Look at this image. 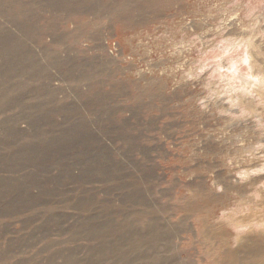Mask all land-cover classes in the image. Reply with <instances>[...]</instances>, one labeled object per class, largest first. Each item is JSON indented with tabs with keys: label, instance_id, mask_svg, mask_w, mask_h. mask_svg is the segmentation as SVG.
I'll use <instances>...</instances> for the list:
<instances>
[{
	"label": "rangeland",
	"instance_id": "374dc122",
	"mask_svg": "<svg viewBox=\"0 0 264 264\" xmlns=\"http://www.w3.org/2000/svg\"><path fill=\"white\" fill-rule=\"evenodd\" d=\"M2 2L0 264H264V0Z\"/></svg>",
	"mask_w": 264,
	"mask_h": 264
},
{
	"label": "bare ground",
	"instance_id": "6f19581e",
	"mask_svg": "<svg viewBox=\"0 0 264 264\" xmlns=\"http://www.w3.org/2000/svg\"><path fill=\"white\" fill-rule=\"evenodd\" d=\"M257 1V0H256ZM258 1H260L258 4H261V2H263V0H258ZM11 3H14V1H10ZM0 5H3V2L2 3H0ZM9 10H10V7H9V5L8 4H6L5 6H4V8H2V11L0 12V14H2V15H5V14H3V12L5 11L6 12V15H10V14H12V13H10L9 12ZM5 15V16H6ZM0 21H1V19H0ZM29 21V20H28ZM32 21V20H31ZM2 22V21H1ZM23 22V21H22ZM21 21H20V23H21V25L22 26H25L26 24L25 23H22ZM3 23H5V22H3ZM29 23V22H28ZM12 28V27H11ZM236 28V27H235ZM24 31H28L29 29H23ZM6 31V30H5ZM11 32H12V34L13 35H15V38H16V41L17 42H19L20 44H22V46H23V48L27 51V53H28V55H29V60L31 61V62H26V63H24V64H16L17 66H15V65H8V63H6V60H7V57H6V54H5V52H2L3 54H1L0 55V57H1V59H0V68H2L4 65L6 66V67H8L9 69V71H11V73H15V75H17V76H20V78L18 79L17 78V76L16 77H14L13 75H11V76H9L7 79H5V80H8V81H12V80H14V79H16V81L18 82V83H20L21 81H23L22 80V77H30V79L31 78H33L32 77V75H34V74H36V73H38L37 71H35V69H38V70H40L41 71V68L43 67H45V65H44V63L42 62V61H40V60H38V56L36 55V53L32 50V48L29 46V44H28V39H30V38H28V37H26L25 35H27V36H32V38H35V36L34 35H30V34H20L19 32H18V35H16V34H14L13 32H14V30H11ZM16 32V31H15ZM47 47H49V46H47ZM7 50H4V51H6V52H8L9 54H11V50H10V48H6ZM47 49V48H46ZM45 50V49H44ZM51 55V54H50ZM34 56H36L35 58H34ZM45 57V56H44ZM39 58H41V57H39ZM245 59V58H244ZM55 60V59H54ZM110 60V59H109ZM45 61V60H44ZM52 61V60H51ZM63 67V66H62ZM41 73V72H40ZM48 73V72H47ZM39 74V73H38ZM23 83L24 84H26V85H28L26 82H24L23 81ZM29 83H31V82H29ZM31 85H32V83H31ZM32 89V87L31 86H29V91ZM34 91V90H33ZM61 91V90H60ZM63 92V91H62ZM39 94V93H38ZM44 94V93H43ZM50 98H51V96H50ZM22 99H23V97H22ZM33 102V101H32ZM45 103V102H44ZM44 106V105H43ZM35 107V106H34ZM41 107V104H39V108ZM30 109V108H29ZM42 109V108H41ZM45 109H47V108H45ZM44 110V109H43ZM58 110V109H57ZM55 113V112H54ZM41 115V114H40ZM44 115V114H43ZM38 123V122H37ZM40 123V122H39ZM22 128V127H21ZM10 132H13V131H10ZM13 134V133H12ZM9 140V139H8ZM24 148V147H23ZM29 148V147H28ZM148 177V176H147ZM130 178V177H129ZM3 186V185H2ZM3 195V194H2ZM254 207V206H253ZM102 211V210H101ZM125 211V210H124ZM42 212V211H41ZM8 213V212H7ZM6 213V214H7ZM35 214V213H34ZM7 216V215H6ZM31 216V215H30ZM60 216V215H59ZM5 217V216H4ZM57 219V218H56ZM33 222V221H32ZM263 222V221H262ZM262 222H261V224H262ZM245 223V222H244ZM258 223V222H257ZM256 224V223H255ZM259 224V223H258ZM239 226H242V225H240L239 224ZM247 226V225H246ZM261 226V225H260ZM245 227V226H244ZM252 228V227H251ZM46 230V229H45ZM126 234V233H125ZM127 237V236H126ZM106 238V237H105ZM133 238V237H132ZM109 238H107V240H108ZM110 240V239H109ZM137 240V239H136ZM145 240V239H144ZM156 240V239H155ZM142 241H143V239H142ZM133 242H135V241H133ZM137 242V241H136ZM141 242V241H140ZM150 242V241H149ZM151 242H153V241H151ZM150 242V243H151ZM134 244V243H133ZM137 244V243H136ZM149 244V243H148ZM153 245V244H152ZM145 246V245H144ZM139 247V246H138ZM146 247H147V245H146ZM153 247V246H152ZM102 248V247H101ZM130 248V247H129ZM104 249V248H103ZM98 250V249H97ZM100 250V249H99ZM122 250V249H121ZM135 250V249H134ZM148 250H150V249H148ZM147 250V248H146V251H148ZM260 250V249H259ZM4 251V250H3ZM130 251V250H129ZM261 251V250H260ZM123 252V251H122ZM121 253V252H120ZM124 253H125V251H124ZM123 253V254H124ZM260 253V252H259ZM262 253V252H261ZM133 254V253H132ZM131 254V255H132ZM146 252H145V254H144V260H145V264H147V262H148V260H149V255H147L146 256ZM256 255H257V253H256ZM253 256H255V254L253 255ZM136 257V256H135ZM126 258H128V257H126ZM139 259H142V258H139ZM152 259V258H151ZM53 260V259H52ZM165 263V262H164ZM52 264V263H51ZM259 264V263H258Z\"/></svg>",
	"mask_w": 264,
	"mask_h": 264
},
{
	"label": "built area",
	"instance_id": "2783aa9c",
	"mask_svg": "<svg viewBox=\"0 0 264 264\" xmlns=\"http://www.w3.org/2000/svg\"><path fill=\"white\" fill-rule=\"evenodd\" d=\"M30 44V43H29ZM30 46V45H29ZM31 47V46H30ZM32 48V47H31ZM108 49H109V52L112 54L111 56H114V55H116L115 54V52H118V44L115 42V41H111V43H109V45H108ZM111 59H113L112 57H111ZM51 73H52V75H54V73H53V71H51ZM55 75H57L58 76V74H57V72H55ZM34 78V77H33ZM59 78V77H58ZM48 80V79H47ZM34 81V79H30L29 80V82H31L32 83V85H29V86H31L32 87V89L29 91V93L28 94H33V90L35 89L34 87H33V85H38L39 84V87H44V86H42L41 84H44L45 86L46 85H50V86H52V87H54L55 89H57L59 86V84H61V82H59V81H56V83L54 84V83H51V82H44V83H34L33 82ZM22 84L25 86V84L23 83V81H22ZM62 85V84H61ZM61 92V91H60ZM37 92H36V90H35V96L37 95L36 94ZM27 94V95H28ZM62 96V95H61ZM60 96V97H61ZM23 97V99H24V96H22ZM62 98V97H61ZM22 99V100H23ZM46 99H48V97H46ZM18 108H21L20 106L19 107H15V108H13L11 111H15L16 109H18ZM22 109V108H21ZM14 115L13 116H21V115H23L24 113H22V111H20V114H17V113H13ZM24 128V127H23Z\"/></svg>",
	"mask_w": 264,
	"mask_h": 264
}]
</instances>
